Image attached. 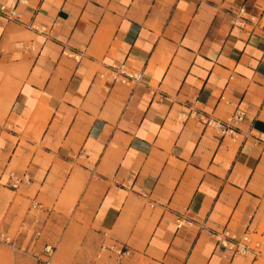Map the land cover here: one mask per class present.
Returning <instances> with one entry per match:
<instances>
[{
  "label": "crops",
  "instance_id": "obj_1",
  "mask_svg": "<svg viewBox=\"0 0 264 264\" xmlns=\"http://www.w3.org/2000/svg\"><path fill=\"white\" fill-rule=\"evenodd\" d=\"M12 4L18 20L0 11L5 226L37 224L41 245L56 242L74 209L100 264L103 232L129 248L124 264L244 263L213 233L237 212L240 233L264 186V0H0ZM119 62L141 83L97 77ZM236 108L234 142L202 123ZM184 217L192 226L177 228Z\"/></svg>",
  "mask_w": 264,
  "mask_h": 264
},
{
  "label": "rangeland",
  "instance_id": "obj_2",
  "mask_svg": "<svg viewBox=\"0 0 264 264\" xmlns=\"http://www.w3.org/2000/svg\"><path fill=\"white\" fill-rule=\"evenodd\" d=\"M241 15L247 16L243 13ZM235 21L237 20L235 19ZM237 22L241 23L240 20ZM252 22L256 23L257 19H253ZM261 25L264 26V18L262 19ZM237 137L240 138V136ZM257 172L264 176V157L257 167ZM6 193L10 197L14 196L11 192ZM256 196L258 198V200H255L256 207L248 223H245L241 232L238 233L241 235L243 232H247L250 238V246L253 249L246 255H237L239 258H236V260L243 261L241 258L245 257L246 260L242 264H264V186L257 192ZM38 200L43 205L51 207L50 204L41 198H38ZM27 206H30V202H27ZM73 212L74 209L68 210V222L62 227L61 231V236L64 237L56 242H47L56 249L53 256V264H100L95 259L97 248L93 249V245L97 247L98 241H94V243L90 242V235L92 234L90 217L87 219L83 218L78 210L72 216L71 214ZM33 214V211H31V215ZM37 217L41 221H44L47 216L46 214H40ZM239 217L240 214L238 212L235 213L233 221L229 225L232 231L235 230ZM6 222L8 221L0 211V239H3L2 236L9 237L13 240L15 248L10 247L3 240H0V264H35V257L33 255L36 253L39 256L42 255L40 253V242L43 241V237L41 235V238L33 240L31 236L35 231L39 230L41 232L40 226L37 224H33L32 226L22 225L21 221L11 224L7 223V226H5Z\"/></svg>",
  "mask_w": 264,
  "mask_h": 264
},
{
  "label": "built area",
  "instance_id": "obj_3",
  "mask_svg": "<svg viewBox=\"0 0 264 264\" xmlns=\"http://www.w3.org/2000/svg\"><path fill=\"white\" fill-rule=\"evenodd\" d=\"M1 13L9 20H18L19 16L16 12L15 4L10 6H0ZM33 26V25H32ZM36 30L46 33V30L38 29L34 26ZM97 77L103 81L105 85L120 84L124 86H135L142 81V73L139 70L132 69L126 65L125 62L114 63L105 66L101 70ZM245 119V113L236 108L230 115L224 119H218L213 117H206L202 120L205 126H209L216 130L217 135L220 138L227 137L231 141H235L237 133L240 130V124ZM29 181V176L23 174L22 176L12 175L10 177L11 188H17L21 183H27ZM31 209L35 211H42L44 209L43 205L38 201H31ZM193 220L189 217H184L176 222L177 228L192 226ZM40 236V231H35L31 236V239L36 240ZM3 240L10 247L15 248L14 242L7 236H2ZM213 239L215 243L216 250L221 254H229V256L234 257L237 255H246L253 249L250 246V238L247 232H243L241 235L234 233L227 227H223L213 233ZM21 250L20 248H18ZM100 252H106L111 258V261L106 264H124V260L129 256L130 250L125 244H119L110 241L107 232H103L101 242L99 245ZM22 251V250H21ZM55 248L49 243H43L41 245L39 256L37 253L33 256L35 257L36 264H53V255Z\"/></svg>",
  "mask_w": 264,
  "mask_h": 264
}]
</instances>
